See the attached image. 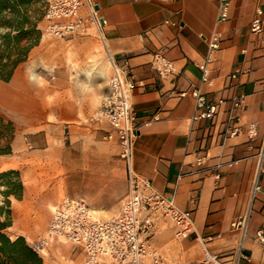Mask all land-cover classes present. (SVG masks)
<instances>
[{"label":"crops","instance_id":"1","mask_svg":"<svg viewBox=\"0 0 264 264\" xmlns=\"http://www.w3.org/2000/svg\"><path fill=\"white\" fill-rule=\"evenodd\" d=\"M91 1L104 20L100 39L108 61L109 55L119 65L128 61L133 71L136 87L130 102L141 122L133 169L157 192L193 213L194 231L186 238L175 237L171 220L158 219L153 245L165 259L180 262L202 258L204 247L230 260L241 245L247 259L240 264H264V244L255 240L256 233L264 231V191L252 190L256 178L264 181V23L261 33L250 30L257 8L264 11V0H230L229 16L221 23L222 0ZM81 13L86 14L84 7ZM214 31L220 35V47L210 53L208 39ZM89 39L75 35L48 44L42 35L12 78L0 80V116L13 122L11 150H19L17 159L0 164V172L19 170L24 185L23 197L11 199L12 206L19 203L15 216L37 207H52V214L68 197L82 199L95 214L108 215L97 218L107 219L119 212L127 194L118 138H105L112 132L110 124L92 119L108 92L111 65L108 73L102 58L91 69L88 53L64 44ZM156 52L173 60L179 73L161 78L151 63ZM209 56L207 83L197 65ZM29 68L36 83L29 82ZM193 86L208 102L224 100L212 119L194 118ZM180 91L187 95L178 96ZM240 95L245 96L243 111L230 102ZM252 122L257 135L249 137ZM231 125L239 126L240 133L226 135ZM22 135L32 141L31 150L20 151ZM200 157L204 163L197 165ZM59 187L65 196L60 197ZM243 215H248L244 236L232 227ZM15 226L16 220L9 229ZM17 236L30 245L41 237H11ZM77 248L55 241L40 256L44 264H84L83 252L73 259Z\"/></svg>","mask_w":264,"mask_h":264},{"label":"built area","instance_id":"2","mask_svg":"<svg viewBox=\"0 0 264 264\" xmlns=\"http://www.w3.org/2000/svg\"><path fill=\"white\" fill-rule=\"evenodd\" d=\"M230 5V0H222L219 3L217 23L228 18ZM83 7L86 14L81 13ZM263 15V9L257 8L250 22L251 32L263 31ZM43 21L45 32L60 39L84 33L90 26L94 27L99 35L102 34V21L91 0H50L45 7ZM208 46L210 53L220 47L218 31H214L209 37ZM211 61L212 58L209 56L204 63L197 65L201 70L203 82H211L209 73ZM109 62L112 73L108 81V92L92 119H104L110 124L112 132L105 138L110 139L113 134L118 138L119 157L126 167L127 194L119 212L107 219L97 218L82 199L63 198L53 209L46 233L35 241L32 247L40 254L55 241L70 243L81 249L84 264H240L242 259H247V256L242 254L241 245L230 260H224L204 247L203 257L191 262L167 260L153 245L151 236L158 219L171 220L175 226V237L186 238L194 231L193 213L191 210L178 207L172 197L157 192L149 179L134 171L133 146L141 125L130 102V95L136 83L128 61L119 65L109 55ZM151 63L161 78L179 73L176 63L161 52L153 54ZM231 77H236V71ZM191 94L195 99V119H212L218 105L224 102L222 99L216 103L208 102L197 86L192 87ZM177 95L184 97L187 91H180ZM230 102L233 109L243 111L246 107L244 95L234 97ZM150 121L143 123L148 124ZM239 133L240 127L237 125H231L226 129L228 136ZM247 133L249 137L257 135L256 123L248 124ZM260 156L262 158L263 151ZM204 159L205 157L198 158L197 165H202ZM216 177H219L218 174ZM252 190L253 193L264 191V181L256 178ZM247 221L248 215L240 216L233 221L232 227L240 229L244 236ZM255 240L264 244V231H258Z\"/></svg>","mask_w":264,"mask_h":264},{"label":"trees","instance_id":"3","mask_svg":"<svg viewBox=\"0 0 264 264\" xmlns=\"http://www.w3.org/2000/svg\"><path fill=\"white\" fill-rule=\"evenodd\" d=\"M45 1L0 0V80L8 82L40 42L39 22ZM14 135L13 123L0 116V154L11 153ZM23 192L19 170L0 172V264H44L23 236L13 238L7 232L13 225L11 199H21Z\"/></svg>","mask_w":264,"mask_h":264},{"label":"rangeland","instance_id":"4","mask_svg":"<svg viewBox=\"0 0 264 264\" xmlns=\"http://www.w3.org/2000/svg\"><path fill=\"white\" fill-rule=\"evenodd\" d=\"M47 4H48V0H46L44 5H43V8H42L43 14H44V10H45V7L47 6ZM43 14H42V18L39 22V29H40L42 35H45L46 37H48V42H49L48 44H54L53 42H55L57 40H65L66 41L69 38H73V36H75V35L80 36V37L81 36H89L90 37L89 40H82V41L81 40L80 41L74 40L73 42H68V43L66 42L64 44L69 45V46L79 47L80 49H83L85 51V53H88L89 63H90L91 69H93L94 66L96 68L98 60L103 58L104 59V67H105L106 71L108 73H110V64H109V61L105 55V52L103 49V43L100 39V35L92 26H90L87 29V31L84 33H77L75 35L68 36L64 39H60V38H56V37H53L51 35H48L45 32V23L43 21ZM41 38H42V36H41ZM14 130H15V126H14ZM26 136L28 138V135H22L23 148L19 147L20 151L21 150L23 151L24 147L25 148L27 147L26 149L31 150V147L29 148V146H30L29 143L32 141L29 138L25 139ZM26 144H29V145H26ZM31 146L34 147V145H32V144H31ZM3 155H7L8 157L5 159V158L1 157ZM18 155H19V150L15 151V152L11 151L10 154H0V164L4 163V161H7L8 159L15 160V159H17ZM59 193H60L59 194L60 197H63L66 195L65 190L62 189L61 187H59ZM18 205H19V203L14 202V205L12 206V216H13V221L16 220V226L12 229H8L7 230L8 234H10L11 236H14L17 233H24L26 235H29L32 240H34L40 236L42 237L43 234L45 233L47 227H48L50 217H51L52 207H49V208L37 207V210L30 211L29 213L23 212V213H21L20 216H18V215L15 216V214H13V209L16 210ZM94 215L96 217L97 216L98 217L99 216L100 217L108 216V215H104V214H95V213H94ZM77 249H78V251H76L73 255L74 260H77L79 257H81L80 254L82 251L79 248H77Z\"/></svg>","mask_w":264,"mask_h":264},{"label":"clouds","instance_id":"5","mask_svg":"<svg viewBox=\"0 0 264 264\" xmlns=\"http://www.w3.org/2000/svg\"><path fill=\"white\" fill-rule=\"evenodd\" d=\"M28 73V79L30 83H36L37 82V78L35 76V74L33 73V69L29 68L26 70Z\"/></svg>","mask_w":264,"mask_h":264},{"label":"bare ground","instance_id":"6","mask_svg":"<svg viewBox=\"0 0 264 264\" xmlns=\"http://www.w3.org/2000/svg\"><path fill=\"white\" fill-rule=\"evenodd\" d=\"M101 75H104L105 76V73L104 72H102V74Z\"/></svg>","mask_w":264,"mask_h":264},{"label":"water","instance_id":"7","mask_svg":"<svg viewBox=\"0 0 264 264\" xmlns=\"http://www.w3.org/2000/svg\"><path fill=\"white\" fill-rule=\"evenodd\" d=\"M101 21L103 22V19H101Z\"/></svg>","mask_w":264,"mask_h":264}]
</instances>
